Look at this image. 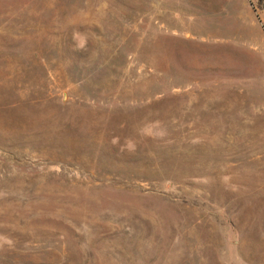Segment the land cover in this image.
Listing matches in <instances>:
<instances>
[{"label": "rangeland", "instance_id": "374dc122", "mask_svg": "<svg viewBox=\"0 0 264 264\" xmlns=\"http://www.w3.org/2000/svg\"><path fill=\"white\" fill-rule=\"evenodd\" d=\"M0 264H264V0H0Z\"/></svg>", "mask_w": 264, "mask_h": 264}, {"label": "clouds", "instance_id": "9594fccd", "mask_svg": "<svg viewBox=\"0 0 264 264\" xmlns=\"http://www.w3.org/2000/svg\"><path fill=\"white\" fill-rule=\"evenodd\" d=\"M73 40L75 41V46L81 50H87L88 46V36L84 33L73 35Z\"/></svg>", "mask_w": 264, "mask_h": 264}]
</instances>
